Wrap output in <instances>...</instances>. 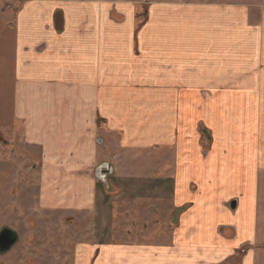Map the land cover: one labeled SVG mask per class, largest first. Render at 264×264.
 Here are the masks:
<instances>
[{"label": "crops", "instance_id": "crops-1", "mask_svg": "<svg viewBox=\"0 0 264 264\" xmlns=\"http://www.w3.org/2000/svg\"><path fill=\"white\" fill-rule=\"evenodd\" d=\"M3 23L40 207L98 236L142 221L79 264H264V0H26L7 38ZM15 245L0 264L40 263Z\"/></svg>", "mask_w": 264, "mask_h": 264}, {"label": "rangeland", "instance_id": "rangeland-1", "mask_svg": "<svg viewBox=\"0 0 264 264\" xmlns=\"http://www.w3.org/2000/svg\"><path fill=\"white\" fill-rule=\"evenodd\" d=\"M24 1L26 0H0V22H4L1 30L5 31V38L9 36L8 30L13 27L16 12ZM130 1L143 2V6L146 7L148 2L156 0ZM10 39L12 40L11 33L8 42ZM10 43L5 42L4 59H9L5 65L1 64L3 58L0 52V231L8 228L16 234V245L12 249L16 258L20 259L25 255L32 256L30 254L34 253L42 257L38 258L39 264H79L78 262L83 260L82 245L97 240L131 242L142 239L139 231L137 236L135 235L136 228H139L142 223L140 220L121 221L120 225L115 226V229L120 228L123 233L126 228H129L131 231L127 230V236L116 232L110 235L104 231L98 236L99 233L101 234L100 228L95 227L96 224H93L92 220L79 221L80 216L74 213L40 207L37 149L28 147L23 139L22 125L11 123L14 74ZM203 128L204 126L200 123L198 130ZM116 159L111 158V162L104 160L100 163H110L113 173H118L114 171ZM135 160L137 163L143 162L141 157ZM116 173L107 177L108 184L112 182V179L117 181L119 175ZM103 187L105 190L109 188L104 185ZM132 216L139 217V212L133 213ZM102 217L106 218L108 214L103 213ZM99 223L102 225L103 222ZM84 226H87L86 231L97 235L89 237V233L82 228ZM107 226L113 228L112 223Z\"/></svg>", "mask_w": 264, "mask_h": 264}, {"label": "water", "instance_id": "water-1", "mask_svg": "<svg viewBox=\"0 0 264 264\" xmlns=\"http://www.w3.org/2000/svg\"><path fill=\"white\" fill-rule=\"evenodd\" d=\"M113 173V168L110 163L102 162L94 170V176L108 188L107 177ZM235 202H231L229 206L233 209ZM17 241L16 234L8 229L3 228L0 231V252L8 251Z\"/></svg>", "mask_w": 264, "mask_h": 264}]
</instances>
